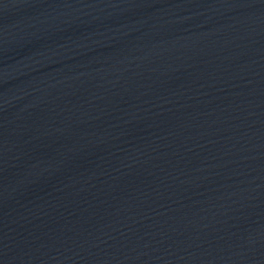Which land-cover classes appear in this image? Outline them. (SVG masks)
I'll use <instances>...</instances> for the list:
<instances>
[{"label": "water", "instance_id": "obj_1", "mask_svg": "<svg viewBox=\"0 0 264 264\" xmlns=\"http://www.w3.org/2000/svg\"><path fill=\"white\" fill-rule=\"evenodd\" d=\"M0 264H264V0H0Z\"/></svg>", "mask_w": 264, "mask_h": 264}]
</instances>
